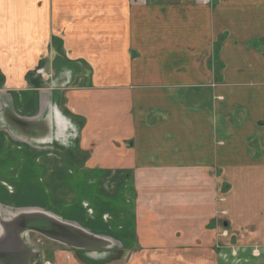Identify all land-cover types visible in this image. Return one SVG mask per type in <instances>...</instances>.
Returning <instances> with one entry per match:
<instances>
[{"label": "crops", "instance_id": "crops-1", "mask_svg": "<svg viewBox=\"0 0 264 264\" xmlns=\"http://www.w3.org/2000/svg\"><path fill=\"white\" fill-rule=\"evenodd\" d=\"M0 138V264L264 250V0H0Z\"/></svg>", "mask_w": 264, "mask_h": 264}, {"label": "rangeland", "instance_id": "rangeland-1", "mask_svg": "<svg viewBox=\"0 0 264 264\" xmlns=\"http://www.w3.org/2000/svg\"><path fill=\"white\" fill-rule=\"evenodd\" d=\"M2 143L3 142L1 141V138H0V144ZM0 149L3 151V154L2 153L0 154V180L6 182L5 186L7 188V191L11 192V191H14V189H16L18 190L19 193H24L26 192V190H30L31 189L30 185L34 186L29 180V174H31L29 170H31L32 168L31 167L32 161L29 162V158L25 156H21V158L20 157L16 158V156H13L12 153L6 152L3 148H0ZM7 151H12V150L8 149ZM3 155H5V157L7 156L8 158H5L6 160H4ZM8 161L10 163H8ZM19 162L24 164L23 165L24 168L26 167L25 169L22 168V170L20 169V171H18L19 173L17 177H20L19 178L20 180L16 178L15 176L16 170L18 168L17 166H19L17 163ZM11 195L13 196V193ZM55 197H58V195L56 194ZM77 206L78 205H76L75 207L74 206L71 207L72 209H76V212L74 213H77V210H78ZM94 206L97 209L102 208V206L100 205L98 206L94 205ZM84 208L83 210L86 211L87 209V212L91 210L87 204H84ZM224 231L226 230L224 229ZM37 239L41 240V238L39 237H37ZM216 246L218 245L216 244ZM263 251H264L263 249L257 246H250V247L231 246L227 250L218 249L216 253V257L218 261H220V263H223V264H256L257 260L264 261Z\"/></svg>", "mask_w": 264, "mask_h": 264}]
</instances>
